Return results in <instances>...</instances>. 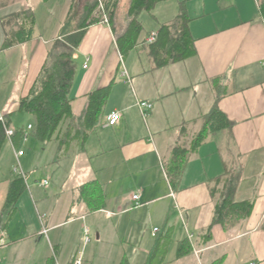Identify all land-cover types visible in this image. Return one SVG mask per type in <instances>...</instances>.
I'll return each mask as SVG.
<instances>
[{
  "label": "crops",
  "instance_id": "1",
  "mask_svg": "<svg viewBox=\"0 0 264 264\" xmlns=\"http://www.w3.org/2000/svg\"><path fill=\"white\" fill-rule=\"evenodd\" d=\"M82 1L86 5L88 0H78V7ZM20 2L19 11L10 8L0 16L5 37L7 17L32 8L29 0ZM72 3L73 0H66V7L57 15L60 17L50 35L39 34L37 24L32 41L15 47H7L5 42L2 51L17 50L10 59L12 62L7 64L20 69L25 66L23 82L16 87L19 100L9 107V92L2 91L5 103L2 104L0 97V111L9 118L10 125L11 115L20 112V100L28 95L50 51L63 47L59 32L68 20ZM260 3L261 0L159 3L154 11L157 15L154 12L150 15L159 27L171 23V19L175 21L181 10L187 14L196 50L195 56L162 69L154 68L146 48L147 39L158 32L157 26L145 37L142 31L138 45L126 58L117 40L127 30L128 12L119 21L117 8L114 26L101 22L87 29L74 54L76 72L70 95L73 117L61 124L51 141L57 145V153H82L84 159L75 168L78 177L68 193L60 189L52 211L41 215L27 174V189L7 222L3 210L16 174L5 166L12 164L16 156L13 153L7 160L3 146L0 240L5 234L8 245L0 248V264H52L54 254L59 264H71L82 250L81 244L78 245L79 231L89 221L97 241L94 244L91 241L84 249L82 264H148L153 253L160 264H264V19ZM139 49L145 53L132 55ZM8 68L4 66L0 70V91L4 79L1 74ZM110 85L111 93L100 125L82 145L87 96ZM141 101L153 105L147 119L139 110ZM216 102L232 123L231 128L209 135L190 154L179 182L171 184L164 163L176 146L191 147L194 137L204 127V117ZM112 112H119L122 119L110 127L107 119ZM28 116L29 121L33 120V124H28L34 125V118ZM23 144L19 139L14 145L22 150ZM231 170L242 175L236 202H254L251 216L246 220L240 218L241 222L228 230L221 225L212 227L208 239L217 204L211 189L214 180ZM93 181L99 182L106 192L111 186L117 189L114 194L107 193L104 209L89 212L79 202V190ZM124 184L132 186H128L127 194H119ZM138 190L141 191L139 206L132 201ZM40 216L45 217L47 237L41 235ZM20 218L25 223L24 230H20ZM156 228L159 232L153 236ZM89 233L91 236L92 231ZM185 240L191 249L179 258L178 246Z\"/></svg>",
  "mask_w": 264,
  "mask_h": 264
},
{
  "label": "trees",
  "instance_id": "2",
  "mask_svg": "<svg viewBox=\"0 0 264 264\" xmlns=\"http://www.w3.org/2000/svg\"><path fill=\"white\" fill-rule=\"evenodd\" d=\"M41 1L46 4L50 0ZM164 1L167 0H131L128 10L129 22L127 30L117 40L118 48L124 58L138 45V39L143 31V23L139 19L141 14L144 12L151 14L157 5ZM119 2L120 0H94L86 3L79 25L76 28H71L68 25L71 22L74 8H76L78 3V0H73L69 8L68 20L59 32V36L63 40V47L61 49L53 48L50 51L48 59L28 95L20 100L19 111L34 118L32 135L38 141L46 143L54 140L61 124L66 119L73 117L70 95L75 81V51L81 45L87 29L92 25L103 22L105 15L108 18V23L114 26ZM101 5H103V9L100 8ZM260 11L264 19V0H261ZM96 12L97 15H95ZM5 21V28L6 30L8 29L6 33L7 47L28 43L34 38L37 23L33 8L24 9L18 14L11 15ZM189 23L190 19L187 14L181 10L173 26L162 25L158 32L155 33V41L150 44L146 43L154 68L162 69L196 55ZM219 80L216 79L214 81L218 82ZM110 93L111 85L96 90L87 96V109L83 119L84 130L81 136L82 145L86 143L90 134L100 125ZM6 119L8 126L11 127L7 116ZM204 120V127L193 139L191 147L187 149L176 146L172 150L170 158L164 163L166 176L173 185L179 182L190 154L195 152L209 135L232 126V123L218 108L217 102L210 113L204 117ZM22 134L23 131L21 129L16 130L13 138L14 144L19 139L23 141ZM5 141V129L0 123V152ZM241 177L240 172L231 170L214 180L211 194L214 199L217 198V204L208 230V239L211 238L212 227L221 225L228 230L240 223V218L246 220L251 216L254 202H236L235 199ZM14 178L3 210L7 222L15 214L16 202L27 189V181L23 177L16 175ZM79 192V202H83L89 212H96L106 207V195L103 186L99 182L93 181L84 184L80 187ZM186 248H190L187 240L179 243L177 250L179 258L190 252L191 248L189 250ZM158 249L159 244L154 251L156 252ZM52 260V264H54L55 260ZM71 264H73V260ZM148 264H160L156 260L155 253H153Z\"/></svg>",
  "mask_w": 264,
  "mask_h": 264
},
{
  "label": "rangeland",
  "instance_id": "3",
  "mask_svg": "<svg viewBox=\"0 0 264 264\" xmlns=\"http://www.w3.org/2000/svg\"><path fill=\"white\" fill-rule=\"evenodd\" d=\"M29 1H30V6L34 9V12L36 15L39 34L43 36L50 35L53 30L54 25L57 24L56 20H58L60 17V16L58 17L57 15L61 14L63 7H66L65 5L66 0H51L50 3H46V4L43 3L42 1L40 2L39 0H34L35 1L34 4L31 0ZM90 1H94V0H88L86 3H90ZM7 2H9L10 4ZM81 3L82 4L80 7L76 6V8H74V11L72 13V18H71L72 24H70L71 22H69V25H68L71 28H76L79 25V22L81 21V18L83 15L82 5H84L85 2L82 1ZM21 4L22 3L20 2V0H11V1L0 0V16L3 15V13H7L10 8L11 9L14 8V10H16L15 12L19 11ZM129 5H130V0L120 1L119 6H118L119 21H122L126 17L128 9H129ZM155 9L153 10V12L157 11ZM154 13H155L154 15H157L156 12ZM95 15H97V12ZM150 15H151L150 13L144 12L139 17L140 21H142L143 23V30H144L143 37L148 35V33L152 29H156L157 27L160 28L155 18ZM173 21L171 19V23L166 24V25L173 26L176 23V20L174 22ZM5 38L6 37L3 31V28L0 24V70H2L4 66H6L7 68L9 67L7 70L3 71L1 74L4 77V79L1 83L2 89L0 91V97H1L2 104L5 103V100L3 99L4 93L2 91L7 90L9 92V101H10L9 107H10L14 104V101L17 102L20 98V93L17 92L16 87L19 88L18 86L23 82L22 81V79L24 78L23 70L25 66L20 69L17 66H14L12 63L7 64V62H12L10 59H13L12 57L16 55L15 53L17 52V50L12 51V52H6L4 50L2 51V48L6 42ZM138 53H145V52L144 50L139 49V50H135V52H133L132 55H138ZM11 116H13L11 118L12 128H20L22 126L28 127L29 126L28 123L33 124V120L29 121V118H28L29 116L26 113L15 112ZM23 143L24 144L22 146V151H24L25 155L23 158H20L19 163H20V166L23 172L25 174H29L30 176L29 185L32 190L33 197L35 198L34 200L37 201L39 204V207H38L39 212H40L39 214L45 215L44 214L45 211H48V210L50 212L52 211L53 205L56 204V200L58 199V197H60L59 195L60 189L63 188V191L67 190V193H68V190L70 191V187L74 186L76 182L75 178L78 177V174H76L75 168L78 167V164L84 159V156H82V153H70L69 155H67V153H57L58 152L57 145L55 143L40 142L35 137H33L32 133L30 134V137L28 138V140ZM4 145H5L4 146V152H5L4 156H6L8 160L11 154L12 156H13V153L15 154V151L12 145H10V141L8 139L5 141ZM66 155L68 157H66ZM17 162H18L17 158L15 160V158L13 157L12 164L7 163L5 167L8 170L11 169L10 171L13 172L14 167L17 165ZM102 163L105 164L103 161ZM43 181L49 182L50 185L47 189L40 188V186L38 185V184H41ZM128 186H132V185L124 184L123 189H120L119 194H123V192H124V195L127 194L130 190V187ZM116 189L117 188L114 189L111 186L108 189V192L104 191L106 198H107V193L108 195L114 194ZM38 195L40 197H38ZM50 200H53V201H50ZM64 205H65L64 202H62V207H64ZM107 214H111V213L109 212ZM107 214H106V217H107ZM22 223H23V219L20 218V225H21L20 230L25 229V223L23 224ZM85 229L92 231V235L94 237L92 238V235H91L92 242H93L92 244L96 243L97 241L96 240L97 236L95 233L96 231L94 229L92 222L89 221L88 225H85L83 227V230L79 231L80 238L78 242L80 243H78V245L80 244L81 246L83 245V242L85 239V236H84ZM50 235H49V238H50Z\"/></svg>",
  "mask_w": 264,
  "mask_h": 264
},
{
  "label": "built area",
  "instance_id": "4",
  "mask_svg": "<svg viewBox=\"0 0 264 264\" xmlns=\"http://www.w3.org/2000/svg\"><path fill=\"white\" fill-rule=\"evenodd\" d=\"M103 9V5H101V7ZM104 23L108 24V18L104 17ZM156 39V34H152L148 39H147V44H150V43H153ZM84 68H87V65H85ZM138 107H139V110L141 112V115L144 119H147L148 117V112L150 110H152L153 108V105L149 102H146V101H141L138 103ZM122 119V115L119 113V112H112L109 116H108V126L110 127H113L115 125H117ZM0 123L3 125L4 129H5V135H6V139H8L11 143L13 142V138L15 137V134H16V130L10 126H8V123H7V119L6 117L1 113L0 111ZM34 130V126L33 125H29L26 129L23 130V142H26L28 140V138L30 137V134L33 132ZM12 147L14 148V151H15V156L17 158V165L14 167V173L18 176H21L23 177L26 181H27V176L26 174L23 172L21 166H20V163H19V159L21 157H23L25 155L24 151L22 150H18L17 148L14 147V144H12ZM41 186L43 188H47L49 186V182L48 181H43L41 183ZM140 199H141V191L138 190L136 191V193H134V195L132 196V201L134 203H136L137 206L140 205ZM40 219V222L42 223L43 225V230L41 232V235H44L47 237V234H48V229L47 227L45 226V217L44 216H40L39 217ZM159 232V229L156 228L153 230V236H156L157 233ZM84 236H85V239H84V242H83V245H82V250L76 254L73 258V264H82V261H83V251L84 249L91 243L92 241V238L90 236V233H89V230L88 229H85L84 230ZM6 235L4 234V237L3 239L0 240V248L2 247H6L8 244L6 242ZM53 259L55 260V263L54 264H59L57 262V258H56V254H54L53 256Z\"/></svg>",
  "mask_w": 264,
  "mask_h": 264
}]
</instances>
